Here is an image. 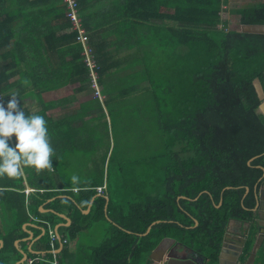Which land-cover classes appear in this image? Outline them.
Returning <instances> with one entry per match:
<instances>
[{"label":"trees","instance_id":"1","mask_svg":"<svg viewBox=\"0 0 264 264\" xmlns=\"http://www.w3.org/2000/svg\"><path fill=\"white\" fill-rule=\"evenodd\" d=\"M77 1L89 37L83 14L85 2ZM3 2L5 0H0V5ZM138 4L145 5L156 24L151 22L144 29L135 26L133 39L130 35L128 38L116 36V48L127 46L129 56L119 55L116 50L115 61L111 56L108 58L109 55L95 51L96 62L102 94L106 92L107 96L103 99L104 105L108 110V101L115 95L108 92L111 84L103 82L105 76L113 68L140 66L120 79L121 84L133 85L129 93L124 92L121 96L132 98L130 96L134 94L133 98L149 103L151 149L156 151L150 156V163L167 160L163 167V189L154 195L145 193L141 198H128L123 204H117L113 194L107 205L103 196L96 197L87 216H83L66 197L53 200L48 206L55 211L75 210L78 216L76 222L59 230L69 240L75 239L90 222L104 220L106 210L110 219L107 238L85 255L88 264H148V255L163 238L177 239L180 229L177 195L181 181L196 182L185 185V194L190 199L183 203L196 216L198 225L191 231L204 246L209 243L212 230H216V237L220 238L223 224L216 215L218 209L208 199L213 196L217 201L222 197L224 204L238 206L245 187L251 189L261 183L264 185V171L261 169H264V116L257 112L261 100L254 87V81L258 80L264 94V34L227 29L225 24L218 28L221 0H145L144 4ZM237 15L240 24H264V3L242 7ZM7 20L0 21V48L12 37ZM68 27L71 31L70 24ZM125 28L130 32L131 28L125 26H119L118 32L126 34ZM67 37L71 42L70 75L80 83L79 90H89L87 69L80 57L81 45L75 41L73 31ZM133 49L135 54L130 55ZM18 62L19 59L14 58L9 66L15 67ZM9 66H0V92L5 100V92L9 89L5 86L10 78ZM37 113L43 115L50 125L56 167L59 154L72 146L73 138L69 139L70 131L62 123L53 122L45 115V108ZM104 128L108 137L107 126ZM114 148L115 143L111 152ZM96 184L99 182L83 184L77 197L70 191H49L52 185L37 189L43 190L44 193L40 194L43 199L72 196L82 208L87 205L82 201H90L96 195V191L89 189ZM226 187L229 188L220 192ZM19 197L18 206L24 214L23 199L21 195ZM32 211L52 226L61 220L52 213L39 214L35 206ZM23 219L25 221L27 217ZM155 221L158 223L146 235L140 236ZM16 237L11 235L8 245ZM41 242L48 249V231ZM6 245L0 252V259L8 262ZM61 253L63 249L59 255ZM46 256L50 258L49 253Z\"/></svg>","mask_w":264,"mask_h":264},{"label":"crops","instance_id":"2","mask_svg":"<svg viewBox=\"0 0 264 264\" xmlns=\"http://www.w3.org/2000/svg\"><path fill=\"white\" fill-rule=\"evenodd\" d=\"M135 1L137 2V0H84V22L90 31L89 43L94 52L107 54L108 58L112 57L117 61L116 50H119V55L129 54L127 46L116 48L117 43L114 41L117 35H122L123 38L130 35L133 39L135 26L144 29V26L151 22L156 24L150 12L145 9V5L138 4L140 2L144 4L145 0H140L137 4ZM263 3L264 0H221L218 28L225 24L227 29L241 31L243 24L238 21V10ZM64 12L65 7L61 0H5L0 5V21L9 19L12 30L10 41L0 48V66L8 67L12 64V59H19L15 67L9 66L10 70L7 73L10 74V78L5 84L9 89L5 95L11 91L21 92L17 97L22 108L36 113L45 108V115L53 122L62 123L65 129H69L71 135L69 139L73 138L74 141L72 146L63 149L61 153L58 151L60 159L52 171L26 168L25 174L18 178L0 176V252L7 243L10 258L8 262L0 259V264H26L29 259L39 257L47 259L49 249L41 242L46 231L48 235L49 231H52L68 240L65 246L56 242L58 255L63 249V253L59 255V264H88L85 255L89 254L93 247L80 251V248L69 246L70 240L59 231L77 221L75 210L55 211L48 205L58 197H66L76 209L81 210L83 216L90 213L96 197L103 196L107 205L113 194L109 180L111 159L108 160V156L111 154L118 157L116 167L120 171V184L128 196L131 191H137L140 196L144 195L141 189L148 184L147 179L144 178L145 181L139 179L133 171L134 166L146 162L144 156L149 155L151 151L149 103L144 99L133 98L134 94L130 96L132 98L121 96L124 92L129 93L133 85L128 82L120 83V79L140 66L119 70L113 68L112 72L105 76L103 82L111 84L108 92L115 95L113 100L108 101L109 110L103 101L107 97L106 92L102 94L101 100H97L91 97L89 88L79 90L80 83L70 75L71 42L68 41L67 35L72 30L70 31L68 27L69 22ZM119 26L129 27L131 30L129 32L125 28L126 34H122L118 32ZM133 51L134 49L130 51V55L135 54ZM27 64L29 68L26 67ZM0 95L4 98L2 92ZM105 125L107 139L115 143L112 152L113 143L106 149L99 147V142L106 138ZM50 142L55 151L52 135ZM134 156L135 159L129 160V157ZM141 156L142 159H136ZM72 174L81 177L78 191L72 190L70 182ZM91 182H99L89 188L96 191V195L82 208L72 196L58 195L43 199L40 196L44 193L43 190L37 189L52 185L49 191L56 193L70 191L77 197L83 184L89 185ZM98 187H102L100 192L97 191ZM19 195L23 199L24 214L20 212L18 206L21 200ZM34 206L39 214L52 213L61 220L54 226L44 222L43 218L33 214ZM104 211V220L90 222L85 230L76 234L74 240L82 233H90L93 223L96 226L103 225V229L106 228V239L110 219L105 209ZM24 216L27 217L25 221ZM11 235L17 237L8 245ZM38 262L47 261L37 260L32 264Z\"/></svg>","mask_w":264,"mask_h":264},{"label":"flooded vegetation","instance_id":"3","mask_svg":"<svg viewBox=\"0 0 264 264\" xmlns=\"http://www.w3.org/2000/svg\"><path fill=\"white\" fill-rule=\"evenodd\" d=\"M195 183L180 182L177 195L179 237L163 238L148 255V264H264V185L245 187L238 206L224 204L222 197L217 201L213 196L208 199L218 209L216 215L223 224L220 238L216 237L217 231L212 230L211 239L204 246L191 231L198 225L196 216L183 203L190 199L185 194V185ZM214 192L217 191L214 189Z\"/></svg>","mask_w":264,"mask_h":264},{"label":"clouds","instance_id":"4","mask_svg":"<svg viewBox=\"0 0 264 264\" xmlns=\"http://www.w3.org/2000/svg\"><path fill=\"white\" fill-rule=\"evenodd\" d=\"M54 161L45 117L22 108L15 91L7 93L6 100L0 97V176L18 178L26 168L52 171ZM70 182L72 190L78 191L81 177L72 174Z\"/></svg>","mask_w":264,"mask_h":264},{"label":"rangeland","instance_id":"5","mask_svg":"<svg viewBox=\"0 0 264 264\" xmlns=\"http://www.w3.org/2000/svg\"><path fill=\"white\" fill-rule=\"evenodd\" d=\"M109 141V142H108ZM111 140H108L107 137L102 139L99 142L100 148H108L112 145ZM156 151L151 149L149 155H145L146 162L141 164L140 166H134L133 173L135 175H138L139 179H147L148 184H146V187L141 189L146 194L154 195L157 193L162 192V183L164 178V165L167 160H156L154 162L150 163V156L154 154ZM109 157V156H108ZM135 159L134 157H129V160ZM143 158L141 157H136ZM118 159L117 155H111V161L109 163V180L112 184V192L115 195L116 203L117 204H123L125 203L126 199L128 198H141L143 196L138 195L137 191H131L129 193V196L125 192V190L122 188L120 184V171L118 170L116 160ZM114 163V164H113ZM128 165V164H124ZM67 174V172L65 173ZM145 181V180H144ZM93 228L90 230V233L88 234H80L76 240H70L68 245L72 247H76L77 249L80 248V251H83L84 249H87L89 247H97L106 237V228L103 229V225L96 226L95 223H93ZM77 237V236H76Z\"/></svg>","mask_w":264,"mask_h":264},{"label":"built area","instance_id":"6","mask_svg":"<svg viewBox=\"0 0 264 264\" xmlns=\"http://www.w3.org/2000/svg\"><path fill=\"white\" fill-rule=\"evenodd\" d=\"M64 7H65V17L68 20L72 31L75 34V41L81 45V60L84 66L87 69V77L89 79V89L91 91V97L93 99L101 100L102 99V92L101 86L99 83V72H98V65L96 62V55L89 43V37L87 34L86 29L83 26V22L81 16L79 14V4L77 0H61ZM223 1V0H222ZM0 97H2L0 95ZM102 187H98L97 191L100 192ZM28 193V190L25 191ZM56 242H59L60 245H66L68 240L66 238H61L57 236L52 231H49V253L50 259L47 260L45 258H33L29 259L26 264H32L35 261H47L49 264H59V255L56 252Z\"/></svg>","mask_w":264,"mask_h":264},{"label":"water","instance_id":"7","mask_svg":"<svg viewBox=\"0 0 264 264\" xmlns=\"http://www.w3.org/2000/svg\"><path fill=\"white\" fill-rule=\"evenodd\" d=\"M241 32L251 33V34H264V24H243L241 26ZM254 87L256 89V92H257L259 99L261 100V104L259 105L257 112L264 116V94H263V91L261 89V86H260L258 80L254 81ZM251 160L252 159L249 160L248 164H250ZM261 169L264 171L263 168H261ZM263 220H264V218H263ZM156 223H158V221L151 223L147 227L146 231L141 235H146L149 232V230L151 229V227Z\"/></svg>","mask_w":264,"mask_h":264}]
</instances>
